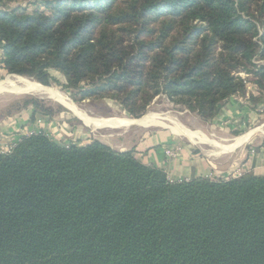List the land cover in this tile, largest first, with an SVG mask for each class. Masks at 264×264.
Returning a JSON list of instances; mask_svg holds the SVG:
<instances>
[{
    "label": "trees",
    "instance_id": "obj_1",
    "mask_svg": "<svg viewBox=\"0 0 264 264\" xmlns=\"http://www.w3.org/2000/svg\"><path fill=\"white\" fill-rule=\"evenodd\" d=\"M117 2L0 9L2 66L46 86L58 71L76 101L109 97L135 119L161 94L213 119L245 90L234 73L255 57L264 0ZM29 104L33 122L49 114ZM0 264H264V177L173 183L131 151L34 134L0 154Z\"/></svg>",
    "mask_w": 264,
    "mask_h": 264
},
{
    "label": "rangeland",
    "instance_id": "obj_2",
    "mask_svg": "<svg viewBox=\"0 0 264 264\" xmlns=\"http://www.w3.org/2000/svg\"><path fill=\"white\" fill-rule=\"evenodd\" d=\"M47 1L52 0H0V9L9 11L15 10L21 15H31L36 12L51 14V9L46 8ZM124 1L125 0H118V2L113 5V9L118 7L124 8L126 6ZM234 2L235 7L238 8V0H234ZM238 13L243 15L245 20H250L249 16L245 13ZM152 17L153 19H157V23L167 18L163 15H154ZM254 22L255 24L258 23L256 21ZM155 26L157 25L152 24L151 27ZM257 31V35L253 38L254 43L257 44L255 57L252 59L251 64H248L246 67L234 73V76L243 82L245 90L231 97L219 115L213 119L203 118L198 112L191 111L183 105L176 104L173 100H170L166 94H161L156 97L147 108V112L138 119L131 117L120 103L109 97L88 98L83 101H76V91L68 88L65 76L58 71L51 70L50 74L52 80L48 86L32 78L9 74L2 66L4 55L3 51L0 49V84L3 83L7 87L0 91V120L21 113L28 108H31L33 113L32 104H27L37 99L44 103L49 114H37L34 124L38 123L41 125L44 124L45 120L55 118L54 123L56 125L61 124V126H58V131L63 127L64 121L72 124L73 130H77L76 135L74 134V136H70V138L67 137L65 140H63V137L59 140V138L55 136L56 134L54 135L52 132L49 133L45 131L37 133L49 137L59 145L70 146L76 143L80 146H86L94 141H99L115 150L113 147L115 144L126 146L125 148H127L129 146L127 145L129 141H138L139 137L147 131H160L164 128H168L179 134L176 137H178L183 144L190 143L196 148L208 149V152L211 154H216L217 152L220 154L225 152L228 149L227 147H234L233 149L236 150L246 149L248 156L250 154H261L263 156L264 42L262 36L264 35V29L260 23L257 25ZM221 46V43L217 45V52H220ZM21 78L28 82L37 83L43 87L57 90L64 97L66 96L65 98L73 103L78 111L73 110V108L63 101L49 99V97L45 95L20 90L25 89L27 86L26 82L22 81ZM229 107L230 109L234 108L236 112L240 113L241 110H243V114H239L235 120L231 118L227 119L225 117V109L227 110ZM144 118L151 120V122L149 124L137 122ZM116 120L120 123H122V121H136V123L127 127L124 125L118 126L119 123L116 122ZM101 121L103 123H99ZM110 122L113 123L111 124ZM83 130L84 137L82 135ZM34 134L35 133L31 132H27L24 135L23 133H19L17 140L12 137L0 136V151L3 148L5 149V153L0 154L8 155L12 153L19 142ZM249 134L251 136L246 142L239 146H235L239 138L247 137ZM12 148L13 150L11 151ZM164 149L165 151L175 152L176 155L181 151L179 146H169ZM129 151L133 152V149ZM135 158L140 161L137 156ZM247 168V165L245 166L243 162H234L229 172L226 173L229 175L228 177L226 175L224 179L221 177V174H218L219 177L217 174H214L212 177L216 179L212 181L228 180L230 178L249 174L250 172H248Z\"/></svg>",
    "mask_w": 264,
    "mask_h": 264
},
{
    "label": "crops",
    "instance_id": "obj_3",
    "mask_svg": "<svg viewBox=\"0 0 264 264\" xmlns=\"http://www.w3.org/2000/svg\"><path fill=\"white\" fill-rule=\"evenodd\" d=\"M32 109L28 108L21 113L12 115L6 119L0 120V136L12 137L18 139L19 133L26 134L52 132L59 140L63 137L65 140L76 135V129L73 130L72 124L63 122V127L58 131V126L54 123V119L45 120L44 124H34L32 121ZM239 114H243V110L236 112L234 108L225 109V117L227 119L237 118ZM62 131V132H61ZM84 137V130L82 133ZM179 135L174 130L164 128L160 131H147L138 141H129L127 148L119 144L113 147L115 150L125 152L133 149L134 156L140 161L152 167H157L164 170L171 182H180L181 180H193L197 178H205L209 174H221V177L226 178V173L229 172L231 165L234 162H243L247 165V170L256 176L264 177V155L255 154L247 155V150H236L233 147L220 153L211 154L208 149L196 148L194 145L183 144L178 137ZM251 136V135H250ZM250 136L245 137L246 139ZM86 137V136H85ZM137 138V137H136ZM242 138V137H241ZM240 139V138H239ZM238 139V140H239ZM247 139V140H248ZM235 144L239 146L246 142H238ZM239 143V144H238ZM169 146H179L180 152L174 159H167L165 156V149ZM247 158V159H246ZM218 175V177H219ZM229 175H227L228 177ZM227 180V179H226Z\"/></svg>",
    "mask_w": 264,
    "mask_h": 264
},
{
    "label": "bare ground",
    "instance_id": "obj_4",
    "mask_svg": "<svg viewBox=\"0 0 264 264\" xmlns=\"http://www.w3.org/2000/svg\"><path fill=\"white\" fill-rule=\"evenodd\" d=\"M9 80V79H8ZM21 80L22 81H25L26 82V84H27V86H26V88L25 89H20V90H22V91H25V92H33L34 94L35 93H37V94H41V95H45V96H47V97H49V99H53V100H59V101H63L64 103H66L68 106H70L71 108H73V110H77L78 111V109L76 108V106L73 104V103H71L67 98H65L62 94H60L57 90H55V89H52V88H47V87H43V86H41V85H39V84H37V83H31V82H28L27 80H25V79H23V78H21ZM10 81V80H9ZM9 84V83H8ZM9 87V86H8ZM21 87V86H20ZM5 88H7L6 87V85L5 84H3V83H1L0 84V91H2V90H4ZM119 121H121V120H119ZM116 122H118V120H116ZM116 122H115V124H116ZM138 123H141V124H149L150 122H151V120H149V119H146V118H144V119H142L141 121H137ZM99 123H103L102 121L101 122H99ZM111 123V122H110ZM113 123V122H112ZM111 123V124H112ZM119 124H118V126L119 125H124L125 127H127V126H130V125H132V124H135L136 123V121H122V123H120V122H118ZM111 124H109V125H111ZM100 125V124H99ZM102 125V124H101ZM104 126H106V125H104ZM112 126V125H111ZM248 136H250V134L248 135ZM247 136V137H248ZM248 139V138H247ZM245 137H242V138H240L239 140H238V142H244L245 140H247ZM201 140V139H200ZM239 144V143H238ZM236 146V145H235ZM234 148V147H233ZM225 149H226V147H225Z\"/></svg>",
    "mask_w": 264,
    "mask_h": 264
},
{
    "label": "built area",
    "instance_id": "obj_5",
    "mask_svg": "<svg viewBox=\"0 0 264 264\" xmlns=\"http://www.w3.org/2000/svg\"><path fill=\"white\" fill-rule=\"evenodd\" d=\"M15 146V145H14ZM14 146H13V148H14ZM13 148L11 149V151L13 150ZM10 151V150H9ZM10 151V152H11ZM0 153H5V149L3 148L1 151H0ZM165 156H166V158L167 159H174L177 155H176V153L175 152H170V151H165ZM214 174H209V175H207L206 177H205V179H211V180H215L216 178H213L212 176H213ZM183 181H188V180H181L180 182H183Z\"/></svg>",
    "mask_w": 264,
    "mask_h": 264
}]
</instances>
